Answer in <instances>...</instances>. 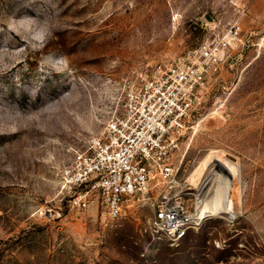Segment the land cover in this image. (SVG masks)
<instances>
[{"label":"rangeland","instance_id":"1","mask_svg":"<svg viewBox=\"0 0 264 264\" xmlns=\"http://www.w3.org/2000/svg\"><path fill=\"white\" fill-rule=\"evenodd\" d=\"M248 4L0 0V264H264V15L251 20ZM234 21L240 39L172 153L191 206L205 167L235 160L233 214L168 244L151 238L148 207L110 219L95 199L70 203L60 170L118 111L123 81Z\"/></svg>","mask_w":264,"mask_h":264},{"label":"built area","instance_id":"2","mask_svg":"<svg viewBox=\"0 0 264 264\" xmlns=\"http://www.w3.org/2000/svg\"><path fill=\"white\" fill-rule=\"evenodd\" d=\"M232 22L222 35L183 60L156 63L123 81L119 108L99 135L90 138L60 170L70 203L84 208L95 199L110 219L130 207H148V232L176 244L206 215L188 202L186 181L172 153L201 105L207 78L240 39ZM219 246V241H214Z\"/></svg>","mask_w":264,"mask_h":264},{"label":"bare ground","instance_id":"3","mask_svg":"<svg viewBox=\"0 0 264 264\" xmlns=\"http://www.w3.org/2000/svg\"><path fill=\"white\" fill-rule=\"evenodd\" d=\"M212 162L210 166L205 167L207 174L198 188L196 212L203 216L222 212L232 215L234 204L230 191L233 188L232 181L238 175L237 163L235 160Z\"/></svg>","mask_w":264,"mask_h":264},{"label":"crops","instance_id":"4","mask_svg":"<svg viewBox=\"0 0 264 264\" xmlns=\"http://www.w3.org/2000/svg\"><path fill=\"white\" fill-rule=\"evenodd\" d=\"M247 12L249 18L254 21V19L259 18L264 15V0H249L247 6Z\"/></svg>","mask_w":264,"mask_h":264},{"label":"water","instance_id":"5","mask_svg":"<svg viewBox=\"0 0 264 264\" xmlns=\"http://www.w3.org/2000/svg\"><path fill=\"white\" fill-rule=\"evenodd\" d=\"M263 42H264V38H263Z\"/></svg>","mask_w":264,"mask_h":264}]
</instances>
